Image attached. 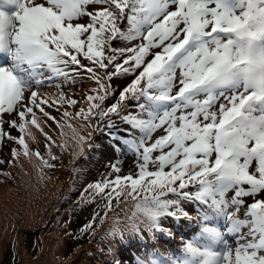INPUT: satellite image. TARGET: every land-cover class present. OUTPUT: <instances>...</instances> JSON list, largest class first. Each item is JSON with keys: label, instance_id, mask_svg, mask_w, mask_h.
<instances>
[{"label": "snow or ice", "instance_id": "obj_1", "mask_svg": "<svg viewBox=\"0 0 264 264\" xmlns=\"http://www.w3.org/2000/svg\"><path fill=\"white\" fill-rule=\"evenodd\" d=\"M82 72L97 87L61 124L40 89H62L54 82ZM114 77L131 80L116 88ZM59 101L77 103L62 91ZM36 110L61 135L71 128L80 153L92 147L91 133L80 134L73 119L106 129L112 149L133 157L134 172L121 176L113 163V178L88 189L109 210L113 199L134 202L126 227L115 221L109 236L139 238L135 264H264V0H0V143L15 141L28 156L23 136L3 125L39 128ZM13 113L20 123L3 119ZM177 235L178 248L150 243L167 237L170 245Z\"/></svg>", "mask_w": 264, "mask_h": 264}, {"label": "rangeland", "instance_id": "obj_2", "mask_svg": "<svg viewBox=\"0 0 264 264\" xmlns=\"http://www.w3.org/2000/svg\"><path fill=\"white\" fill-rule=\"evenodd\" d=\"M120 44L121 42H116L117 46ZM81 63L89 65L82 57ZM97 71L103 74V70ZM82 74L88 75L89 80L81 77L65 82L61 79L54 83H60L62 89L49 86L40 89L50 105L44 106L45 111L61 124L65 123L62 116L64 111L75 114L81 108L88 107L86 98L93 95L91 90L97 87L89 74ZM130 80L131 77H114L111 83L119 88ZM80 81L82 82L79 83ZM61 91L66 98L74 99L77 103L71 107L67 103H61ZM112 102L114 100L109 98L105 101V106ZM129 110L134 111V108L130 106ZM36 111L37 116L41 117L37 121L39 128L26 125L25 132L19 131L17 134L18 129L10 128L8 123L3 125L5 132L23 136L29 155L25 156L23 147L15 141L5 138L0 143V160L4 161L0 164V264H62L71 258L69 251L65 249L70 250L69 248H76L77 245L80 248V242L76 240L78 235L84 241L94 237L98 242L89 241L86 248L81 249L80 257H86L87 264L90 257L98 255L101 244H106L108 240H118V237L109 236V231L117 220L120 221L121 228L126 227L133 204L131 198L126 202L121 198L119 205L113 199L109 210L105 207L106 200L99 195H91L88 186L100 182L102 177L113 178L110 165L116 162H119L121 172H134V160L130 154L122 155L112 149L105 134L106 129L105 132L93 131L90 127H82V121L73 119L70 123L80 134L91 133L89 143L92 147L85 145L84 151L80 153L72 139L71 128L65 126L64 135H61V129L55 121L44 118L42 113ZM3 119H16L17 123L19 120L15 113L11 116L4 114ZM112 119L117 128L127 127L118 117L113 116ZM97 122L94 120L92 123ZM100 123L103 127L106 120ZM45 134L55 141L51 144V154L56 157L55 160L48 154L46 144L49 142ZM62 144H66V147L61 148ZM11 145L18 153L15 158L8 153ZM35 151H39L43 159L48 160L52 166H42L41 160L33 154ZM116 212H119V219L115 220L111 215ZM92 216L96 217L95 222L92 228L87 229L86 225L93 222L90 220ZM70 239L77 244L73 245ZM122 247L123 244L119 241L116 249L120 250Z\"/></svg>", "mask_w": 264, "mask_h": 264}, {"label": "trees", "instance_id": "obj_3", "mask_svg": "<svg viewBox=\"0 0 264 264\" xmlns=\"http://www.w3.org/2000/svg\"><path fill=\"white\" fill-rule=\"evenodd\" d=\"M11 149H12V145L10 146V149L8 150L9 155L12 157ZM128 174H123V176L128 175ZM105 178H107V177H105ZM105 178L102 177V179H105ZM128 204H130V203H128ZM133 204H134V202H133ZM133 204H132V210H133ZM192 215H195V213H192ZM93 217L94 216H92V218H90L91 221L93 220ZM163 224L165 227H171V224L167 220L163 221ZM124 228L125 227H123L121 229H124ZM182 229H184L186 232H189L190 236L193 235V233L190 229H188V228H182ZM173 231H175V229H173ZM76 238H77L76 240H78V243L80 242L79 243L80 248L77 245L76 248H69L70 250L65 249L66 251H69L68 255L71 258L67 262H64L62 264H76V263L86 264V257L85 258L80 257L82 254L81 249H85L87 246V243L89 241L90 242L92 241L93 243H98L95 241L94 237H92L91 239L89 237V239L86 241L81 239V237L79 235ZM70 240L73 242V245L77 244L73 239H70ZM129 240H132L134 242L129 244L128 243ZM166 240H167V237H165V240H156V241H151L150 243H153V242L156 243L157 248L161 252H163L164 249L166 247H169V246H171L173 248H178L180 246V242L176 241L175 239L171 240L170 245L165 242ZM29 241H28V245L30 244ZM119 241H120V239L118 237V240H116V241L112 240V242H111L110 240H108L106 244H101L100 247L98 248V252H99L98 255L90 257L91 260L87 264H115L116 260H119L120 264H135V258L133 256L141 255L143 253V249L140 247V244L137 243V241H139V238L138 237H132V236H130V234L125 232L124 241L122 242L123 247L120 250H117L116 248L119 244ZM76 249H78V253H76Z\"/></svg>", "mask_w": 264, "mask_h": 264}, {"label": "bare ground", "instance_id": "obj_4", "mask_svg": "<svg viewBox=\"0 0 264 264\" xmlns=\"http://www.w3.org/2000/svg\"><path fill=\"white\" fill-rule=\"evenodd\" d=\"M112 218L119 219V212H116L115 214L111 215Z\"/></svg>", "mask_w": 264, "mask_h": 264}]
</instances>
